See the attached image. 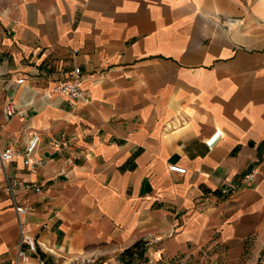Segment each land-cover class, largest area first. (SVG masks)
Wrapping results in <instances>:
<instances>
[{"label": "crops", "instance_id": "1", "mask_svg": "<svg viewBox=\"0 0 264 264\" xmlns=\"http://www.w3.org/2000/svg\"><path fill=\"white\" fill-rule=\"evenodd\" d=\"M74 67L87 99L53 92ZM32 131L44 158L34 170L23 162ZM6 146L0 264H13L19 228L43 247L22 245L17 264L258 261L264 0H0ZM147 233L160 240L145 246Z\"/></svg>", "mask_w": 264, "mask_h": 264}, {"label": "built area", "instance_id": "2", "mask_svg": "<svg viewBox=\"0 0 264 264\" xmlns=\"http://www.w3.org/2000/svg\"><path fill=\"white\" fill-rule=\"evenodd\" d=\"M23 79H18L17 82L21 83ZM53 92L64 95L70 99H87L86 91L83 88V75L78 67H74L71 72L70 78L66 80L59 81L55 87L53 88ZM5 113L6 116H13L18 113L21 114L20 111H16L15 107L6 103L5 105ZM220 135V131H215L210 137L205 140V144L208 148H212L215 141ZM39 141V135L36 131H32L30 137L25 145L24 153H23V162L25 165L29 166L30 169L34 170L35 168L43 165L44 158L40 156H36L34 151L37 147V143ZM55 149H59L60 144L58 142L52 143ZM15 151L12 146H6L2 150H0V166L3 167L5 163L9 162L11 158L14 156ZM170 170L185 173V168L178 165H170ZM255 176V169H252L250 173L247 175V180L252 181ZM33 188L36 192L40 191V187L33 185ZM5 189L12 196V187L11 183L6 178ZM14 201V200H13ZM15 211L17 213V218L20 224V214L25 212V208L17 205L13 202ZM160 237L155 236L151 233H147L143 235L142 242L145 246H149L156 241H159ZM22 245H25L29 251H35L38 246L43 247V244L34 239L31 235L26 233L22 228H19V242L16 249V258L14 259L13 264H17L20 261H24L26 257V253L24 249H22ZM81 264H95V260L91 258H84Z\"/></svg>", "mask_w": 264, "mask_h": 264}, {"label": "rangeland", "instance_id": "3", "mask_svg": "<svg viewBox=\"0 0 264 264\" xmlns=\"http://www.w3.org/2000/svg\"><path fill=\"white\" fill-rule=\"evenodd\" d=\"M133 258L139 260L138 262L137 260H135L134 264H142L143 262L142 257H133ZM161 258L163 259L164 257ZM201 258L202 259L198 260L197 262H193L185 259V257H176V261L175 262L170 261L169 264H210L211 263V257H201ZM119 264H128V262L126 263L124 260L120 259ZM215 264H222V263H215ZM248 264H264V257H259L258 261H254L253 263H248Z\"/></svg>", "mask_w": 264, "mask_h": 264}, {"label": "trees", "instance_id": "4", "mask_svg": "<svg viewBox=\"0 0 264 264\" xmlns=\"http://www.w3.org/2000/svg\"><path fill=\"white\" fill-rule=\"evenodd\" d=\"M135 246H137V245H135ZM126 251V250H125Z\"/></svg>", "mask_w": 264, "mask_h": 264}]
</instances>
